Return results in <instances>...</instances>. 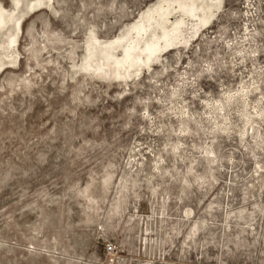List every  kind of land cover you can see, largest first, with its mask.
<instances>
[{"label":"rangeland","instance_id":"1","mask_svg":"<svg viewBox=\"0 0 264 264\" xmlns=\"http://www.w3.org/2000/svg\"><path fill=\"white\" fill-rule=\"evenodd\" d=\"M28 1L0 0V264H101L106 242L111 264H264V0H208L207 25Z\"/></svg>","mask_w":264,"mask_h":264},{"label":"bare ground","instance_id":"2","mask_svg":"<svg viewBox=\"0 0 264 264\" xmlns=\"http://www.w3.org/2000/svg\"><path fill=\"white\" fill-rule=\"evenodd\" d=\"M44 1L45 0H31V1L29 0L26 5L29 6L30 8L41 7L42 2ZM219 1L220 0H214L215 3H218ZM167 2L176 3V7L180 10L181 12L180 14L182 15L186 14L188 16H195L197 10H204V16L202 18V25H207L209 23V20L213 16V13H212L213 4L209 3L208 0H167ZM158 9L159 10L156 9L155 11L160 18H163L164 16H166V14L170 13V8L167 6V4L164 6V10H163V7H158ZM174 9L175 8H172V10ZM182 15H178L179 20L176 21L174 25L184 22V18L181 17ZM1 18H2V12L0 11V23H1ZM151 18L152 16L150 14L146 16V19L148 20ZM176 29H177L176 26H174V30ZM173 36L174 35H172L170 31L165 30V29H163L158 36L152 33L150 38L147 41H145V43L140 48L135 50L134 52L130 51L129 48L124 49L122 57L115 60L114 64L116 65L117 63V65L119 64L120 67H123V69H128L131 66L132 67L137 66L138 60H141V61L149 60V59L151 60L154 54L162 49V46L157 42V40H159L160 38H163L165 47L170 48L173 45L172 39L175 38ZM9 39L10 41H12L11 37H9ZM141 52L143 53L141 54ZM111 54L112 53H107V56H110ZM108 61L110 62V59L107 60V62ZM109 62L106 63L108 64V66H109ZM106 64H103V65H106Z\"/></svg>","mask_w":264,"mask_h":264},{"label":"built area","instance_id":"3","mask_svg":"<svg viewBox=\"0 0 264 264\" xmlns=\"http://www.w3.org/2000/svg\"><path fill=\"white\" fill-rule=\"evenodd\" d=\"M103 250L106 254L107 260L105 263H101V264H111L113 262V252H114V245L112 242H106L103 245Z\"/></svg>","mask_w":264,"mask_h":264}]
</instances>
